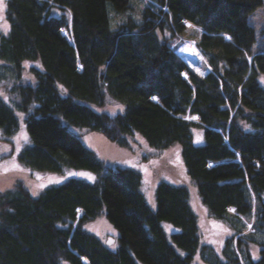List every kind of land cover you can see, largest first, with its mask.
Masks as SVG:
<instances>
[{
	"label": "trees",
	"instance_id": "trees-1",
	"mask_svg": "<svg viewBox=\"0 0 264 264\" xmlns=\"http://www.w3.org/2000/svg\"><path fill=\"white\" fill-rule=\"evenodd\" d=\"M109 3L117 12L131 7L6 0L0 152H15L20 110L31 136L18 152L23 164L97 177H68L35 194L22 178L0 188V264H264V37L256 41L251 22L264 0H149L142 21L128 16L115 28ZM187 37L206 59L205 74L178 51ZM25 61L33 62L29 76ZM109 95L124 109L102 110ZM70 125L121 146L135 134L152 147L180 143L203 207L230 234L211 240L185 183L161 180L152 208L142 172L107 165ZM195 128L204 129L203 143L194 142ZM101 216L118 243L88 228Z\"/></svg>",
	"mask_w": 264,
	"mask_h": 264
},
{
	"label": "rangeland",
	"instance_id": "rangeland-1",
	"mask_svg": "<svg viewBox=\"0 0 264 264\" xmlns=\"http://www.w3.org/2000/svg\"><path fill=\"white\" fill-rule=\"evenodd\" d=\"M149 0H131V7L124 12H117L109 3V14L111 18V26L117 27L118 24L125 21L128 16H132L137 21L143 20V9L148 4ZM5 3L6 0H0V27L3 32H8L10 25L5 16ZM251 22L255 26L256 41L259 42L264 37V4L259 6L251 16ZM186 37V36H185ZM194 48L195 58L200 60L197 63L190 62L186 56L187 48ZM179 53L184 59L192 66L196 71L201 74H205L208 71L206 59L199 48L196 46L195 40L192 38H184L178 46ZM32 61H25L27 75H30L29 66ZM4 86L0 85V92L6 95ZM124 109V104L118 99L112 96H108V101L102 110L109 112H117ZM21 119V126L17 133L13 134L10 138L13 140L14 153L6 154L0 152V188L5 189L10 187L14 182L22 178L29 189L33 193H39L48 183L60 182L68 177H80L89 181H93L97 177V173L91 169L67 167L62 172L50 173L44 171H32L28 166L23 164L19 157V150L31 142V136L27 128L25 115L22 111L17 110ZM71 129L81 137L83 142L90 148L94 149L104 160L107 165L111 166H131L140 170L143 174L142 191L146 195V199L152 208H156V187L161 180H169L175 183H185L190 186L191 197L190 201L194 209L200 214L202 225L210 227V231L207 229V233L210 232L211 240L219 237V241L222 239V235H228L229 227L225 225V221L222 218H211L207 213V210L203 207L198 191L194 187L185 170V165L181 152V144L175 143L169 148H157L152 147L147 141L135 134L131 137L130 146H121L118 143L108 139L104 134L98 131H93L84 127H76L70 125ZM25 135L27 140H25ZM5 137L2 127H0V143L1 138ZM194 142L196 144L203 143L204 129H194ZM183 161V162H182ZM217 219V220H216ZM88 228L97 233L101 238L107 240L113 239L112 244L118 243V230L109 222V220L101 216L96 220L90 221L87 224ZM216 241V240H215ZM255 255H258L257 250L254 248Z\"/></svg>",
	"mask_w": 264,
	"mask_h": 264
},
{
	"label": "bare ground",
	"instance_id": "bare-ground-1",
	"mask_svg": "<svg viewBox=\"0 0 264 264\" xmlns=\"http://www.w3.org/2000/svg\"><path fill=\"white\" fill-rule=\"evenodd\" d=\"M193 49H194V48L190 47V48H187V49L185 50V51H186V54H187L186 58H187L190 62H192V63H197V62H199L200 60H198L197 57L195 58L194 50H193Z\"/></svg>",
	"mask_w": 264,
	"mask_h": 264
},
{
	"label": "water",
	"instance_id": "water-1",
	"mask_svg": "<svg viewBox=\"0 0 264 264\" xmlns=\"http://www.w3.org/2000/svg\"><path fill=\"white\" fill-rule=\"evenodd\" d=\"M107 242L111 244L113 242V239L112 238H109V239H107Z\"/></svg>",
	"mask_w": 264,
	"mask_h": 264
},
{
	"label": "snow or ice",
	"instance_id": "snow-or-ice-1",
	"mask_svg": "<svg viewBox=\"0 0 264 264\" xmlns=\"http://www.w3.org/2000/svg\"><path fill=\"white\" fill-rule=\"evenodd\" d=\"M25 140H27V136L25 135ZM35 194V193H34Z\"/></svg>",
	"mask_w": 264,
	"mask_h": 264
},
{
	"label": "built area",
	"instance_id": "built-area-1",
	"mask_svg": "<svg viewBox=\"0 0 264 264\" xmlns=\"http://www.w3.org/2000/svg\"><path fill=\"white\" fill-rule=\"evenodd\" d=\"M195 117H197V116H195Z\"/></svg>",
	"mask_w": 264,
	"mask_h": 264
}]
</instances>
